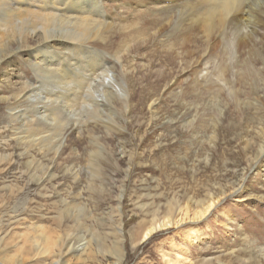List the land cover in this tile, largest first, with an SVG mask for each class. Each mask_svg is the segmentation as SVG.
Masks as SVG:
<instances>
[{"label":"rangeland","instance_id":"rangeland-1","mask_svg":"<svg viewBox=\"0 0 264 264\" xmlns=\"http://www.w3.org/2000/svg\"><path fill=\"white\" fill-rule=\"evenodd\" d=\"M6 1L12 3L11 0ZM134 1L119 0L120 3L106 5L107 13L115 24L113 33H131L140 24L143 28H162L163 22L158 13L148 8L139 10L137 4L141 6L146 0ZM81 3L84 8L93 11L87 0H81ZM5 13L4 9L0 10L1 24L7 18ZM123 27H127L126 30ZM169 30L149 46L133 51L131 66L126 65L129 68L134 66L139 72L137 75H144L147 79L134 83L135 91H140L141 95L132 115L123 120L113 112V119L122 127L127 125L128 129L115 133L111 142L113 156L105 152L109 160H101L104 166L100 175L102 178L92 177L87 170L97 144H103L102 135L78 142L76 149L79 152L74 156L66 145L63 146V140L69 134L71 118L62 104L52 105L48 111L42 106L46 115L53 117L54 113L58 114L56 118L61 119L57 118L62 122L61 126L52 125L50 121L35 126L50 133L57 128L60 138L52 139L55 145L48 142L47 146L34 149L15 141L12 135L16 128L20 132H28L31 125L26 122L29 121L27 117L36 119V109L29 106L23 113L26 116L19 115L13 122L5 108L6 103L0 100V254L5 242L22 240L23 243L25 238L38 237L42 230L52 239L61 237V240L73 233L96 249L92 230L109 235L110 241L116 242L113 235L121 222L127 254L124 264H264V156H257L255 146L264 130V105L256 107L244 96L238 101H227L226 105L219 96L202 94L209 87L202 81L195 82L198 76L190 64L179 67L175 58L187 61L193 53L192 58L196 59L197 49L201 46L200 38L192 40V37L183 36L184 32L188 34L185 27L181 31ZM118 40L109 41L108 47L102 42L92 46L100 54L103 52L106 60L112 63L111 57L116 54L114 42ZM174 40H178L177 44ZM171 42L174 46L168 47ZM42 59L44 64L51 63L46 57ZM67 59L79 63L77 68L80 71H84L85 66L97 69L95 65L100 63L98 60L90 61L82 50L70 51ZM168 60L173 61V66ZM181 68L184 75L181 71L179 74ZM19 70L44 94L53 89V80H48L44 74L36 75L23 61H19ZM159 70L170 74L168 79L174 80L178 88L176 93L172 91L174 87L167 91L165 82L155 81ZM250 77L244 81L251 80ZM242 86L247 87L245 82ZM178 93L181 95H174ZM2 96L10 95L0 87V98ZM155 101L158 104L155 108L158 119L153 122L151 108ZM115 106L120 108L117 103ZM224 106L227 109L220 117L218 113ZM190 107L195 109L190 119L196 122L193 128L187 129L184 123L178 121ZM215 121L220 124L215 126ZM123 152L127 153L126 157ZM117 161L118 168L114 165ZM73 166L80 174L77 181L68 170ZM41 168H48L54 173L52 182L50 177H44ZM121 194L124 196L120 201ZM215 197V204L205 212L210 204L208 202ZM77 209L82 210L77 217L79 222L73 214ZM203 212L204 217L200 218L197 214ZM155 222L156 229L149 238L138 239L135 244L131 242L129 236L133 234L135 237ZM163 223L167 225L163 227ZM139 224H144V227L139 228ZM15 245L10 249L11 254L18 250ZM113 261L114 258L110 257L104 259L103 264ZM71 264L80 263L74 260Z\"/></svg>","mask_w":264,"mask_h":264},{"label":"bare ground","instance_id":"bare-ground-1","mask_svg":"<svg viewBox=\"0 0 264 264\" xmlns=\"http://www.w3.org/2000/svg\"><path fill=\"white\" fill-rule=\"evenodd\" d=\"M11 1L12 3L9 4L6 0H0V10L4 9L5 15L7 14L5 22L0 23V87L5 88L7 94L10 95L2 96L0 100L6 103L5 108L10 113L13 122L19 115L26 116L23 113L29 106L36 109L35 116H37L36 119L31 116L27 117L29 121L26 122L31 125L28 132L23 133L16 128L13 130L12 137L20 144L32 146L31 148L34 149L43 148L47 146L48 142L52 143L54 139H59L61 133L57 131V128L52 130V133L44 132L39 130L37 124H45L50 121L52 125L61 126L62 122L57 119L59 117L56 118L58 114L54 113L55 115L50 117L46 115L47 112L42 110L45 108L48 111L50 106H57L60 103L71 118L69 134L64 138L63 146L66 145V148L72 151L74 156H77L79 152L76 149L78 142L81 143L83 139L86 140L87 137L97 134L102 135L100 138L103 144H97V150L91 154L90 164L87 167L92 177L102 174L104 166L101 160H109L105 156V152L112 153L111 142L115 133L128 129L127 125L122 127L113 119V112L115 111V115H120L123 120L132 115L141 95L140 91H135L134 83L136 80L144 82L147 79L144 75L141 77L137 75L139 72L133 68L134 64H132L133 67H126L129 64L131 66L130 58L133 56V51H139L140 48L146 47L158 36H165L166 30L181 31L185 27L188 34L184 32L183 36L192 37V40L200 38L201 46L197 50L201 53L197 52L196 59L193 57L194 64L191 60L193 53L187 61L183 58L178 60L177 56L175 58L179 67L190 64L189 66L198 76L196 81L194 80L195 82L202 81L209 87L204 89L202 94L211 93L216 98L219 96L224 99L226 105L227 101H238L242 96L253 101L256 107L264 105V0H146L141 2V6L138 1L139 10L148 8L149 11L160 15L163 22L162 28L158 30H155L153 26L143 28L140 24L131 33L125 31V34L121 35H117L118 32H112L115 24L111 19L112 16L109 17L106 6L109 3H120L119 0H87L90 6H93V11L84 8L81 0L77 3H73L72 0H64L63 3L61 0ZM123 28L126 30L127 27ZM121 38L123 40L119 41L118 39ZM113 40L119 42H114L113 50L116 54L112 55L113 60L110 63L106 60V55L103 52L100 54L92 44L102 42L108 47V42ZM171 46H174L173 42L168 47ZM182 48L184 49V46ZM77 50L86 53L90 61H100L95 65L97 69L91 70L85 66L84 71H80L77 68L79 63H73V60L67 59L70 51ZM188 50L186 51L189 52ZM42 57L50 59L51 63H42ZM19 61H23L28 69L33 70L36 75L44 74L48 80H53V89L48 94H44L41 88H37L35 82V84L32 83L21 73ZM168 61L173 66V61ZM245 68H248L247 72ZM180 71L182 73V68L179 70V74ZM169 77L170 74L165 70H159L156 72L155 81L165 82L167 91L174 87L172 91L176 93L178 88L175 87L173 79H171L172 81L168 79ZM249 77L251 80H248L250 81L248 85V81L244 80ZM244 82L247 87L242 86ZM174 95L180 96L181 93ZM115 103L120 105V108H116ZM157 105L155 101L151 108L153 122L158 119L156 117L157 109H155ZM42 106L44 107L42 108ZM219 107L221 108V106ZM226 109L227 107L224 106L223 109L218 110L220 117L224 115L223 110L226 111ZM262 109L264 110V106ZM193 110L195 109L190 107L187 114L181 116L178 121L180 124L184 123L183 125L187 129L193 128L196 122L194 119H190L194 116L192 115ZM219 124L218 121H215V126ZM35 126L38 127L35 128ZM260 138V141L255 143L258 157L264 156V130H262ZM111 155L113 156V154ZM123 156L126 157L127 153L123 152ZM57 162L59 163V161ZM114 165L118 168V161L114 162ZM68 170L75 181L80 178L79 171L75 166ZM41 171L44 177H50L51 182L54 180V173H51L50 169L41 168ZM100 177L102 178V176ZM123 196L121 194L120 201ZM216 199V197L210 199L208 202L210 204L205 212L215 204ZM118 208L121 211V206ZM120 211L117 210V213L120 214ZM205 212L197 215L200 218L204 217ZM80 213H82L81 209L73 211L76 218ZM79 219L77 218L78 222ZM156 225V222L153 223L152 226L136 234L135 237L131 233L132 235L129 236L131 242L135 244L138 239L149 238L153 234V230L156 229ZM166 225L167 223H163V227ZM138 227L142 228L144 224H139ZM42 231L38 237L25 238L23 243L22 240L15 243L5 242L0 254V264H28L37 260L39 261L35 264H71L74 260L80 264H89V262L103 264V260L110 259V257L114 258L110 264H124L127 259L126 241H124L125 236L121 222L118 227L116 226L113 235L116 242H111L109 235L105 236L92 230L96 249H92L85 239L78 238L73 233L67 234L66 239L61 240V237L52 239L53 237L45 234V230ZM20 243H22L21 246H19ZM13 244H16L15 247L18 250L16 249L15 253L11 254L10 249L13 248Z\"/></svg>","mask_w":264,"mask_h":264}]
</instances>
